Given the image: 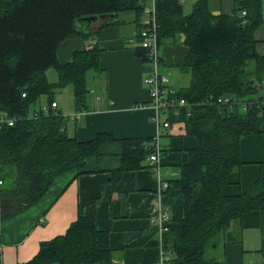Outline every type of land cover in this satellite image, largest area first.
<instances>
[{
  "label": "trees",
  "instance_id": "trees-1",
  "mask_svg": "<svg viewBox=\"0 0 264 264\" xmlns=\"http://www.w3.org/2000/svg\"><path fill=\"white\" fill-rule=\"evenodd\" d=\"M148 1L0 0V111L17 118L15 124L0 127V228L3 219L41 198L55 177L69 170L79 172L103 142L116 140L103 131L80 141L65 130L61 110L50 107L45 112L39 107L31 112L42 95L51 105L54 95L67 85L73 89L77 109L87 105V72L100 70L101 47L89 41L62 63L57 58L58 44L72 36L85 40L96 33L91 27L84 31L89 24L85 16H97L107 25L129 11L136 17L138 31ZM236 1L230 12L215 13L210 0H196L185 13L179 0H155L158 44L187 45L184 63L177 66L186 75L185 83L175 93L187 103L177 114L170 109L169 120L182 118L197 140L172 182L184 197V216L162 232L161 246L173 255L168 264H217L219 247L237 239L232 225L247 211L264 210V160L249 188L234 195L222 193L230 172L241 164L242 135L264 132V95L260 93L264 53L258 50L264 37L257 35L264 28V0ZM135 52L149 62L145 47ZM50 69L55 71V81L48 76ZM227 95L237 99L231 108L217 102ZM120 142L122 162L110 170L112 193L133 189V183L124 184L121 176L145 165L155 148L152 137ZM78 215L64 234L43 240L31 259L15 264L113 260L108 230L96 225L94 201Z\"/></svg>",
  "mask_w": 264,
  "mask_h": 264
},
{
  "label": "crops",
  "instance_id": "crops-1",
  "mask_svg": "<svg viewBox=\"0 0 264 264\" xmlns=\"http://www.w3.org/2000/svg\"><path fill=\"white\" fill-rule=\"evenodd\" d=\"M218 2L214 9L209 6L215 13L230 12L237 4L236 0ZM89 27L96 32L91 38L72 36L58 44L57 58L62 63L69 62L74 51L85 49L89 41L101 47L100 70L90 74L87 105L77 109L74 97L72 99L71 112L84 113L80 120L63 115L64 127L80 141H87L103 131L112 133L116 140L103 142L98 154L90 155L79 172H62L36 202L2 220L0 264L31 259L43 240L64 234L92 201L97 214L96 225L108 230L114 255L113 260L101 264H161L162 232L184 216V197L172 182L181 174V165L188 161V149L196 146L197 140L188 133L182 118L169 120V114L145 104L149 101V86L144 78L151 73V65L135 52L140 46L135 15L126 11L107 25H102L101 19L95 20L86 24L84 31ZM257 35L264 37V28ZM258 50L264 53V42ZM186 52L184 43L169 42L158 49L162 59L159 69L171 72V83L176 89L185 83L186 75L177 66L184 63ZM262 86L260 93L264 95V77ZM54 101L58 104L55 97ZM61 108L58 104L56 109ZM156 115H160V119L157 120ZM164 118L169 122L166 128L161 127ZM156 135L162 146L161 176L171 187L159 191L158 174L147 158L141 168L125 171L121 176L124 184L133 183V189L112 193L110 170L118 168L122 162L120 140ZM240 139L241 164L230 172L228 183L222 187L226 195L249 188L260 171L259 163L264 160V132L244 134ZM161 212L167 215L166 219L159 218ZM231 232L237 239L219 247L215 253L217 264H264V210L245 212L241 220L232 225Z\"/></svg>",
  "mask_w": 264,
  "mask_h": 264
},
{
  "label": "built area",
  "instance_id": "built-area-1",
  "mask_svg": "<svg viewBox=\"0 0 264 264\" xmlns=\"http://www.w3.org/2000/svg\"><path fill=\"white\" fill-rule=\"evenodd\" d=\"M183 2V0H179ZM155 0H149L148 5L145 6L143 9V18L141 19V25L138 29V36L139 39V45L145 47L146 49V55L149 58V62L151 65L150 74L147 76V78H144L147 86H149V92H148V103L147 106L153 107L158 112H163L165 114H168L170 109L173 110L175 114H177V110L179 107L184 106L187 103V100L184 98H177L175 97V93L177 89L172 85L171 83V72L164 71L161 72L159 69L160 63L162 62V59L159 57L158 49L160 48V45L158 44V30H157V19L154 14V9L156 7ZM149 4H152V7H149ZM242 15H246L245 10H241ZM25 94V93H24ZM218 103L224 104L228 107H232L235 103H237V99L227 95V96H220L217 100ZM42 109L47 112L49 111L50 107L53 109H56L58 107V104L56 102H52L51 105L45 104L41 106ZM84 113V111H74L73 113L67 115L66 117L70 119H77L80 120V116ZM157 120L160 119V115H156ZM17 118L16 116H11L5 111H0V127L6 123L9 125L15 124ZM169 125V122L166 118L161 120V127L166 128ZM152 141L154 142V150L149 153L147 156L148 158V164L150 167L158 174V180L160 184V192L165 191L171 187V184L164 180L162 175V172L160 170V161H161V144L158 142L157 135L152 138ZM3 183V180L0 178V186ZM167 215L164 212H161L159 215V218L166 219ZM168 229V227H165V231ZM161 251V264H168L169 260L172 258V253L169 251H165L164 248H162Z\"/></svg>",
  "mask_w": 264,
  "mask_h": 264
},
{
  "label": "rangeland",
  "instance_id": "rangeland-1",
  "mask_svg": "<svg viewBox=\"0 0 264 264\" xmlns=\"http://www.w3.org/2000/svg\"><path fill=\"white\" fill-rule=\"evenodd\" d=\"M210 1H211V5H210L211 8L214 9V7L215 8L218 7V3H219L218 0H210ZM195 3H196V0H184L183 11H185V13H189ZM149 7L151 8L152 4H149ZM262 11L264 12V4L262 7ZM92 72L93 71L87 72V75H88L87 86L90 83V79H91L90 74H92ZM48 76L51 79V81H55L57 79L55 71H53L52 69L48 71ZM54 97L56 101L58 102V104L62 106L61 110L63 111V115L66 116L72 113L71 111H73L74 109V103L72 100L73 99V89L71 88V85H67L65 88L61 89V91H59V93L54 95ZM45 104H48L47 97L45 95H42L41 98L37 101V103L31 108V112H33L35 108H39Z\"/></svg>",
  "mask_w": 264,
  "mask_h": 264
},
{
  "label": "water",
  "instance_id": "water-1",
  "mask_svg": "<svg viewBox=\"0 0 264 264\" xmlns=\"http://www.w3.org/2000/svg\"><path fill=\"white\" fill-rule=\"evenodd\" d=\"M101 17H104V15H100ZM84 20L86 19L87 21H88V23L90 24L92 21H95V20H97L98 18H97V16H85L84 18H83Z\"/></svg>",
  "mask_w": 264,
  "mask_h": 264
}]
</instances>
